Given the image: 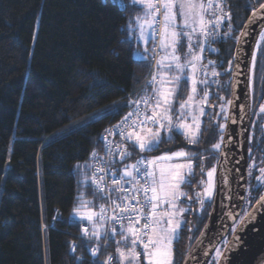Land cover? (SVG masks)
Here are the masks:
<instances>
[{"label": "trees", "instance_id": "1", "mask_svg": "<svg viewBox=\"0 0 264 264\" xmlns=\"http://www.w3.org/2000/svg\"><path fill=\"white\" fill-rule=\"evenodd\" d=\"M222 2L231 20L204 42L203 63L216 58L222 75L199 143L190 146L174 133L158 151L141 153L129 144L132 157L124 161L178 148L194 152V172L182 200L189 210L174 241L173 264H183L209 218L212 202L199 205V195L207 169L219 163L220 148L214 145L221 147L229 103L224 111L220 105L229 101L239 34L264 0ZM138 10L112 0H0V264H100L115 252L120 236L88 241L81 232L90 225L74 210L82 193L100 203L90 183L83 185L91 174V154L104 156L105 130L131 111L129 99L143 94L150 79L152 44L144 58H135L137 44L127 27ZM212 44L217 52L210 50ZM262 86L264 40L256 53L252 97ZM118 104L125 106L109 114ZM255 194L253 189L247 194L244 212L260 198ZM97 243L100 253L94 257L90 249Z\"/></svg>", "mask_w": 264, "mask_h": 264}, {"label": "snow or ice", "instance_id": "2", "mask_svg": "<svg viewBox=\"0 0 264 264\" xmlns=\"http://www.w3.org/2000/svg\"><path fill=\"white\" fill-rule=\"evenodd\" d=\"M132 4L140 7L141 14L130 18L127 27L138 33V42L143 41L145 46L151 42L152 73L143 94L129 99L131 111L105 130L109 136H119L120 143L114 144L102 137L106 158H99L95 152L91 154L94 160L99 159V163L88 165L93 172L85 176L83 185L90 183L92 195H98L107 203H96L82 193L74 212L90 225L82 232L88 241L120 236L115 241V252L107 255L100 264H173V241L179 238L181 227L179 217L187 211L177 202L186 195L180 186L185 183L186 176L193 174V156L178 150L124 163L132 157L125 145L130 144L141 153L158 151L162 142L174 139V132L184 136L189 144L199 143L200 118L208 103L206 90L197 99L198 85L207 84L201 77L208 74L203 63L202 44L217 35L218 26L225 19L231 20V13L225 12L222 0L219 7L216 0H132ZM124 7L126 10L127 6ZM260 9H264V4ZM258 14L259 10L253 17ZM261 39L264 40V36ZM182 48H186L183 58L179 54ZM208 63L214 65L213 61ZM211 75L215 77L219 73L213 69ZM181 81L186 85L190 83V94L175 107ZM228 103L225 101L220 105L221 111ZM124 106L114 105L109 114L118 113ZM260 112L264 113V104L260 105ZM214 148L219 149L220 144H215ZM117 158L123 164L119 172L112 170ZM260 172L257 179H264V168ZM214 173V168L207 173L209 183L205 194L209 197ZM106 177L110 178V183ZM200 203L203 204V200ZM258 204L264 207V196L259 198ZM254 218V212H244L233 219L245 225ZM232 231L235 233V225ZM224 243L228 244V241ZM240 244V236L235 234L226 251L231 253ZM215 252L218 264L224 253L219 248ZM99 253L100 244L97 243L93 255Z\"/></svg>", "mask_w": 264, "mask_h": 264}, {"label": "water", "instance_id": "3", "mask_svg": "<svg viewBox=\"0 0 264 264\" xmlns=\"http://www.w3.org/2000/svg\"><path fill=\"white\" fill-rule=\"evenodd\" d=\"M257 10L260 14L253 17V13ZM263 23L264 9H260V6L255 7L247 18L236 42L230 79V103L228 104L217 165L215 197L207 223L188 251L183 264H209L215 255V249L224 244V241H228V244L223 245L224 257L219 259L218 264H254L264 250V207L258 204L259 199L247 211L255 213V218L251 222L240 225L238 220L234 222L233 219L244 213L246 204L252 121V87L259 45L255 55H253V51L260 26ZM242 33L244 35H241ZM221 169L225 171V178L229 182V205L227 208L223 207L224 197L220 190L219 173ZM204 195V190H202L199 195L200 201H204ZM234 225L235 233L232 231ZM235 234L240 236L241 244L229 253L226 249Z\"/></svg>", "mask_w": 264, "mask_h": 264}, {"label": "rangeland", "instance_id": "4", "mask_svg": "<svg viewBox=\"0 0 264 264\" xmlns=\"http://www.w3.org/2000/svg\"><path fill=\"white\" fill-rule=\"evenodd\" d=\"M112 1L115 2V3H117L121 8H125L124 6H125V5L127 6L128 4L134 6V5L132 4V0H129V1H127V0H112ZM222 1H223V0H222ZM216 2H219V3H220V0H216ZM135 6H137V7L139 8V10H138L137 12H134L133 15L129 17V19L141 14V9H140V7H139L138 5H135ZM128 23H129V22H128ZM128 32H129V38L135 40V41H136V44H137V49H136L135 52H134V56H135V58H137V59L144 58V57H145V53H147L148 50H149V49H148V46H149V44H150L151 42H150L147 46H145L144 43H143V41H139V42H138V40H137L138 33H133V32H131V31H129V30H128ZM202 47H203V48L205 47V43L202 44ZM209 47H210V50H212V51H214V52H217V51H218V49H217L218 47L215 46V45H213V44H212V45H209ZM145 48H147V51L145 50ZM204 50H205V49H204ZM185 51H186V48H182V49L179 50V54L181 55L182 58H183V56H184V52H185ZM203 57H204V56H203ZM204 59H205V57H204ZM204 59H203V60H204ZM209 61H213V62H214V65H213V64H209V63H208ZM205 65H206L207 68H208V74H207L206 77H201V78H202V79H206V80H207V84H206V85H205V84H200V85H198L199 96L197 97V99H199L200 96H203V93H204L205 90H206L207 93H208V96H207L208 103L204 105V113H205V114H204V116H202V117L200 118V120H201V123H200V137H201V133H202V129H203L204 117L207 115V111H208V106H209V103H210V99H211V97H213V91H214V93H215V92H218V89H217V87H218L217 80L219 79L218 77L222 75V70L219 68V64L217 63L216 58H211V59H209L208 61H205ZM213 69H214L216 72L219 73L218 76L213 77V76L211 75V71H212ZM212 87H213V90H211ZM189 94H190V83L186 85V84H184L183 81H181L180 89H179V91L177 92L176 102H175V105H174V106H175V107H178V106H179V102L186 100V99H187V96H188ZM174 133H175V132H174ZM174 133H172L173 137H174ZM161 136H162V139H163L164 134L161 133ZM199 140H200V139H199ZM189 145H190V146H194L195 144H189ZM220 149H221V148H220ZM178 150H184V151H186V152H189L192 156L194 155V152H193V151H191V150H189V149H186V148H178V149H176V150H174V151H170V152H175V151H178ZM164 153H166V152H164ZM162 154H163V153H160V154H157V155H147V157H156V156H160V155H162ZM192 164H193V167H194V158H193ZM213 168L215 169V173L213 174L212 179H211V184H212V195H211L210 197L207 196L206 194L204 195V200L207 201V202H213V199H214V197H215V192H216V182H217V167H216L215 165H213L212 167H210L209 169H207L206 174H205V176H204L203 190H204V193H205V188H206V186H207L208 183H209L207 173H208L209 171H211ZM192 172H194V168H192ZM190 177H191V175L185 177V183L189 182ZM185 183H183L180 187H181V191H182L183 193L186 194V191H185V188H184V184H185ZM186 197H187V194L184 195V196H181V197L179 198L178 202H177V203H178V206H179L180 208L187 209V211H184L183 214L179 217L180 220H181V227H180V229H179V232H180V230L185 226L186 219H185L184 216H185V214H186V213L188 212V210H189L187 207H185V206L182 204V200H183L184 198H186ZM189 198H190V197H189ZM245 209H246V208H245ZM244 211H245V210H244ZM174 241H175V240H174ZM174 241H173V245H174ZM224 244H225V243H224ZM224 244H222V245L219 246L218 248H219L220 250H222V246H223ZM213 261H214L215 263H217L216 252H215V255H214V257H213Z\"/></svg>", "mask_w": 264, "mask_h": 264}, {"label": "flooded vegetation", "instance_id": "5", "mask_svg": "<svg viewBox=\"0 0 264 264\" xmlns=\"http://www.w3.org/2000/svg\"><path fill=\"white\" fill-rule=\"evenodd\" d=\"M262 88H264L262 86ZM260 88L257 95L252 97V121L249 139V169H248V190L253 189L257 196L264 195V179H257L261 176L260 169L264 168V113L260 112V105L264 104V89ZM247 203V201H246ZM248 204H245V207Z\"/></svg>", "mask_w": 264, "mask_h": 264}, {"label": "bare ground", "instance_id": "6", "mask_svg": "<svg viewBox=\"0 0 264 264\" xmlns=\"http://www.w3.org/2000/svg\"><path fill=\"white\" fill-rule=\"evenodd\" d=\"M262 36H264V23L260 26L259 33L256 39L255 48L253 51V55H255L257 46L262 41L261 39ZM219 176H220V190L224 197L223 207L227 208L229 205V182L225 178V171H223L222 169L220 170ZM254 264H264V250L262 251L259 258L256 260Z\"/></svg>", "mask_w": 264, "mask_h": 264}, {"label": "built area", "instance_id": "7", "mask_svg": "<svg viewBox=\"0 0 264 264\" xmlns=\"http://www.w3.org/2000/svg\"><path fill=\"white\" fill-rule=\"evenodd\" d=\"M220 26V25H219ZM218 26V27H219ZM217 32H218V28H217ZM152 73V72H151ZM150 76H151V74H150ZM105 137H107V140L109 141V142H112V143H120V140H121V138L119 137V136H115V137H113V136H109V134L107 133L106 134V136ZM128 145L129 144H127L126 143V147H127V149H128ZM99 158H106V149L104 148V156L102 157V156H98ZM137 160V159H136ZM135 160V161H136ZM93 163H99V159H95L94 160V162ZM121 162L119 161V159L117 158V160L115 161V164H114V167H116L117 166V164H120ZM135 163V162H134ZM114 167L112 168V170L113 171H116L117 172V168L119 167H117L115 170H114ZM93 172V169H91V173ZM106 181H108L109 183H110V178L109 177H106ZM100 203H107L106 201H102V200H100ZM58 215H59V213H58ZM111 226V225H110ZM84 227L85 226H83L82 227V232H83V229H84ZM117 228H118V226H117ZM119 229V228H118ZM82 232H81V236L82 237H84L83 235H82ZM85 238V237H84ZM73 247H75L74 245L72 246V248H71V253H74L75 251H73ZM96 247H92L91 249H90V253L93 255V250L95 249ZM94 256V255H93ZM97 255H95L94 257H96Z\"/></svg>", "mask_w": 264, "mask_h": 264}]
</instances>
